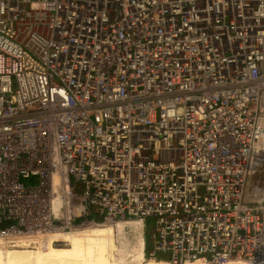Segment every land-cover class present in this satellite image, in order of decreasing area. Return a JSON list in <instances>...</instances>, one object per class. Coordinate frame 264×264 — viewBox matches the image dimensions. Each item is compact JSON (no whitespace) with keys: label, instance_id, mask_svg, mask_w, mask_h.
Segmentation results:
<instances>
[{"label":"built area","instance_id":"2783aa9c","mask_svg":"<svg viewBox=\"0 0 264 264\" xmlns=\"http://www.w3.org/2000/svg\"><path fill=\"white\" fill-rule=\"evenodd\" d=\"M263 174L264 0H0V246L262 264Z\"/></svg>","mask_w":264,"mask_h":264},{"label":"bare ground","instance_id":"6f19581e","mask_svg":"<svg viewBox=\"0 0 264 264\" xmlns=\"http://www.w3.org/2000/svg\"><path fill=\"white\" fill-rule=\"evenodd\" d=\"M122 227L123 223H117L114 226H94L72 232L55 231L44 242L34 239L19 245L4 244L0 246V264H173L163 259L142 260L141 250L132 254V257L116 256L113 252L115 238L122 233ZM55 241L65 244L57 245Z\"/></svg>","mask_w":264,"mask_h":264},{"label":"rangeland","instance_id":"374dc122","mask_svg":"<svg viewBox=\"0 0 264 264\" xmlns=\"http://www.w3.org/2000/svg\"><path fill=\"white\" fill-rule=\"evenodd\" d=\"M256 191L261 195V198L264 199V174L260 177V180L256 182ZM149 222H152V219H148ZM148 232L146 231V238L149 240L151 233L153 232V226L148 224ZM147 229V228H146Z\"/></svg>","mask_w":264,"mask_h":264},{"label":"water","instance_id":"95a60500","mask_svg":"<svg viewBox=\"0 0 264 264\" xmlns=\"http://www.w3.org/2000/svg\"><path fill=\"white\" fill-rule=\"evenodd\" d=\"M233 264H236V263H233ZM262 264H264V263H262Z\"/></svg>","mask_w":264,"mask_h":264}]
</instances>
